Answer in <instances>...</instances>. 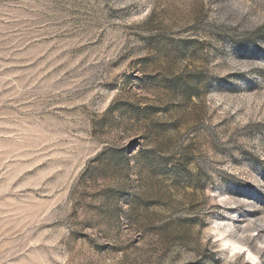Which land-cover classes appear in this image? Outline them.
<instances>
[{"label":"rangeland","instance_id":"1","mask_svg":"<svg viewBox=\"0 0 264 264\" xmlns=\"http://www.w3.org/2000/svg\"><path fill=\"white\" fill-rule=\"evenodd\" d=\"M0 264H264V0H0Z\"/></svg>","mask_w":264,"mask_h":264}]
</instances>
